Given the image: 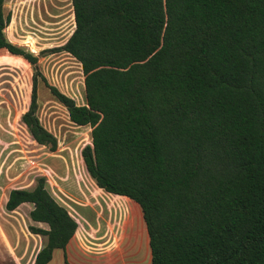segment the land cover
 <instances>
[{
	"label": "trees",
	"instance_id": "trees-1",
	"mask_svg": "<svg viewBox=\"0 0 264 264\" xmlns=\"http://www.w3.org/2000/svg\"><path fill=\"white\" fill-rule=\"evenodd\" d=\"M0 0V54L35 69L22 121L38 116L42 79L70 120L92 128L82 150L97 186L136 202L151 264H264V0H72L75 29L56 48L82 66L86 102L49 83L38 56L12 43ZM32 204L47 237L34 264L66 249L78 222L39 178L6 208Z\"/></svg>",
	"mask_w": 264,
	"mask_h": 264
},
{
	"label": "rangeland",
	"instance_id": "rangeland-1",
	"mask_svg": "<svg viewBox=\"0 0 264 264\" xmlns=\"http://www.w3.org/2000/svg\"><path fill=\"white\" fill-rule=\"evenodd\" d=\"M5 10L11 14L7 38L38 56L39 70L50 84L78 104H85L81 64L56 49L75 29L72 0H7ZM34 75V67L22 58L0 54V230L18 231L22 236L32 233V204L14 211L7 210L6 204L12 189L34 188L43 177L57 201L80 221L82 230H93L92 226L98 232L110 231L112 247L132 248L128 234H133L132 243L136 236L144 239L148 235L143 213L133 200L100 189L89 175L82 150L92 143V128L73 123L67 108L42 79L38 84V116L57 138V149L52 151L36 142L22 121L30 106ZM37 240L34 242L45 245L47 237L39 235ZM149 261L150 249L146 263Z\"/></svg>",
	"mask_w": 264,
	"mask_h": 264
},
{
	"label": "crops",
	"instance_id": "crops-1",
	"mask_svg": "<svg viewBox=\"0 0 264 264\" xmlns=\"http://www.w3.org/2000/svg\"><path fill=\"white\" fill-rule=\"evenodd\" d=\"M30 210H32V206H30ZM76 221L79 226L74 237L66 249L54 250L52 260L48 264H147L148 235L144 239L136 236V241L132 243L133 234H128L127 237L130 239L129 244L132 245V248L117 249L112 247L110 231L98 232L92 226L90 228L93 230L86 228L82 230L80 221ZM33 223L34 226L46 228L44 223L35 221ZM30 235L22 236L18 231L0 230V264H34L37 254L45 245L34 242L38 241L39 235L32 233Z\"/></svg>",
	"mask_w": 264,
	"mask_h": 264
}]
</instances>
